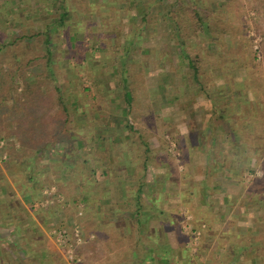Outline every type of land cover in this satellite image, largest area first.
Instances as JSON below:
<instances>
[{
  "label": "crops",
  "instance_id": "obj_1",
  "mask_svg": "<svg viewBox=\"0 0 264 264\" xmlns=\"http://www.w3.org/2000/svg\"><path fill=\"white\" fill-rule=\"evenodd\" d=\"M11 13H8L10 21L13 20ZM124 20L126 25H132ZM144 21L141 19L135 24L140 30L138 34L142 31L141 36L151 23ZM158 21L157 18L152 25ZM77 42L79 39L73 34L67 42L72 43L71 52ZM128 51L124 47L121 58H127ZM152 51L155 49L150 53ZM145 56L149 57L148 53ZM160 56L159 59L164 58V53ZM124 64L113 70L112 75L119 76ZM135 70H130V77L136 73L148 75L140 66ZM160 70L158 67L164 80L165 74ZM168 78L167 83H158L153 89L144 80L132 88L107 83L101 89L96 86L100 100L96 99L97 105H88L94 114L86 116L83 111L79 115L78 129L71 134L72 144L77 147L68 142V149H64L59 160L51 159L55 163L53 169H44L48 181L52 179L48 186L57 187L56 193L45 201L52 198L53 206L60 202L65 204L60 200L63 195L77 207L72 212L74 217L67 214L70 207L25 212L27 202L37 200L30 201L37 196L31 194L33 189L23 192L28 194L24 198L18 195L21 190L14 173L20 169V163L15 160L13 169L4 170V175L0 169V264H67L49 238L51 229L65 224L67 218L80 228V236L74 241L77 264H264V208L260 209L264 205V189H256L252 184L247 186L251 191H248V206L242 205L239 198L245 191L244 188L240 191L241 173L249 169L251 160V165L259 166L263 172L259 183L264 185V157L261 160L256 147L248 144V139L255 140L256 121L249 120L241 126L238 121L237 125L233 123L232 118H219L214 113L204 119L202 116L200 123L192 113L183 122L174 121L168 115L161 117L160 109L167 105L166 95L172 92L171 78ZM127 89L130 96L126 94ZM145 90L153 93L148 95L146 104L140 102ZM238 95L235 101L242 94ZM77 97L75 93L74 100L66 101L73 110L86 107ZM118 98L126 104L124 111L120 103H116ZM170 100L171 97L166 102ZM134 103L138 107L145 106L149 113L151 110L152 118L133 115ZM98 106L112 108L116 118L99 115L95 109ZM141 111L146 115L145 110ZM131 115L134 124L144 132L138 139L140 147L137 145L136 154L128 146L129 133L122 132L133 129L129 128ZM160 122L167 125L168 132L161 130ZM184 123L192 131L185 133ZM114 128L119 129L115 134ZM86 129L92 132L90 137L79 132ZM105 131L112 135L107 133L105 137ZM168 135L177 143L179 157L161 151L160 141L166 144V136L170 141ZM89 140L93 142L88 144ZM25 147H29L28 143ZM46 147L47 150L40 153L43 158L58 154L54 145ZM28 152L23 155L32 154ZM33 152L36 159H40L38 149ZM162 152L169 155L167 166L159 162ZM19 154L23 158L22 151ZM149 154L151 164L150 157L146 158ZM152 169L161 176L151 179ZM85 171L88 176L84 175ZM96 171L100 173L97 176ZM35 184L29 183L34 186L31 188L37 187ZM237 186L238 194L233 195ZM66 187L73 190L72 196L64 190ZM177 209L184 215L180 216Z\"/></svg>",
  "mask_w": 264,
  "mask_h": 264
},
{
  "label": "rangeland",
  "instance_id": "obj_2",
  "mask_svg": "<svg viewBox=\"0 0 264 264\" xmlns=\"http://www.w3.org/2000/svg\"><path fill=\"white\" fill-rule=\"evenodd\" d=\"M66 1L67 6L61 8L58 6L57 2L51 5L48 0H0V31L7 34L4 42L6 44L12 43L13 38H15L17 32L20 30H25V33L28 34V36L30 35L17 44L16 55L3 64L5 72L12 76V78H7V80H14L10 85L13 89L10 91L9 99L0 107V122L3 121L6 123L7 127L10 126L8 125L9 123L14 125L11 126L12 128L9 127L6 130L2 129V132H0V169L3 173L2 175H4V170L9 171L13 169V163H16V161L20 163V169L14 173V180H16L21 190L19 191L17 187L20 193L18 195L24 198V196L28 194H24L23 192L33 189L31 194L37 196H35L36 198H31L32 200L30 201L37 200L30 203L27 202L28 211H25L27 213L59 206L61 208L70 207V211L66 213L69 216H73V210H77V207L70 203L63 195V198H60V200L64 201L65 204H61L59 201L60 203L58 205L55 204L53 206L52 201L54 203V200H52V198H48L45 201V198L53 195V192L56 193L57 187L53 188V186H48L51 184L52 179L48 181L49 176L44 169L48 170L47 167L53 169L55 163L51 162V159L59 160L60 154L65 151L64 149H68V142L70 145L77 147L75 144H72L71 134L78 129L77 123L79 115L83 111H85L86 116L94 114L93 109L88 107V105H97V100H100L99 94L96 92V86L101 89V87L106 86V83L112 85L120 84L119 76H113L112 74L121 64L127 63L126 65L129 67L131 65L130 69L134 70V72L136 68L138 71L139 66L141 69L145 68V71L148 72L147 76L136 73V75L133 76V87L144 80L145 84L147 83L150 89H153L157 87L156 84L158 83H167L169 80L168 76L171 78L172 92L167 93L166 96L167 100L169 97H171L172 100H170V102H166L167 100L165 101L167 105L160 109L161 117L168 115L171 116L174 121L180 119L183 122L185 121L184 119H186L185 117L188 118L189 113H192L200 123L204 117H208V115L213 113V103L199 90L197 82L190 75L191 72L187 65V61L180 57V45L182 41H176L175 34L177 27L174 23L167 20L168 7L173 6L176 8L178 2L181 1L186 8L197 7L201 17H207L208 20H211L217 19V17L219 18L220 14L216 13V9L222 6L224 16L229 18V15H231L233 17V22L237 25L239 33L237 34L238 38L236 41L242 38V44L251 47V50L257 52L261 67L254 69L256 70L254 73L257 74L258 72L262 74L264 80V0H196V2L194 0ZM227 5L230 9L223 8V6L226 7ZM138 7L140 9H137ZM64 9H68V14L62 21L61 14ZM8 10L14 11H11V13ZM8 13L13 14V20H8ZM157 18L159 20L157 24L154 23L152 25L153 21ZM124 19L130 21L129 23L132 25H126ZM141 19L146 22H151L143 32L144 36H141L142 31L141 34H138L140 30L137 25H135ZM47 28H49L51 32L56 30L57 34L61 33V35L53 37L54 39H52L50 46L46 45L44 41L45 37H43V33ZM58 29H60L59 32ZM37 33L41 36H33ZM73 34L77 35L79 42H77V48H74V52H71V45L67 42ZM223 40L226 44V49L231 50V48L234 47L233 34L230 32L225 33ZM197 41L199 42L197 43ZM216 41H208L206 37H202L201 40L195 41L193 38L186 40V44L192 48L206 47L209 51L218 53L219 56H221L220 67H212V62H210V60L202 64L206 72L213 73V80H211V82H206L205 85L208 87L213 83V97L217 101L218 106L227 107L226 112L223 113L226 119L232 118V122L235 121L236 123L238 121L239 125H241L240 123L242 120L245 121V119L247 120L245 122L249 120L254 121L253 119H256L260 121V123H264L263 94L261 95V105H259L252 91H246V72L242 68H233V71H231L233 81L232 89L233 91L239 90V93L242 94L241 98L238 99L239 102L235 101L236 104L233 105V107L232 103L227 106V101L233 97L234 92L225 82L226 77L221 71L223 68L222 61L227 62L225 63V68H228L229 61L233 59L235 55H232L233 51L228 54L224 48H220L216 44ZM116 42H119L118 46H115ZM50 47L53 61L52 64L47 66V58H42V56L46 53V49ZM124 47H127L129 51L126 53L127 58L123 59L121 57ZM75 49L77 50L75 51ZM153 49H155V51L150 53ZM162 52L164 53V58L159 59V54L162 56ZM146 53H148L149 57L145 56ZM75 57L78 58V61L74 59ZM246 59L250 60V57L247 56ZM218 60L217 57L213 58L216 66ZM158 67L161 68L160 72L166 76H164V80H162L163 77L161 78V74L158 73ZM51 70L57 75V82L55 85L52 84L48 78L51 76ZM146 79L148 82H146ZM30 86L36 93L31 101L25 102L29 105L24 106L22 103L27 97L25 90L27 87L30 88ZM53 86L61 89L59 98L62 100V104L59 103V100L56 101L58 95ZM136 88H138V85ZM50 91H53V93ZM143 92L144 91H141V93ZM51 93L53 95H51ZM75 93L80 101L85 102L86 107L73 110L69 102L66 104V101L74 100ZM98 93H100V91H98ZM149 94L153 93L146 92L141 94L140 102L145 103L148 100ZM155 97L159 99L157 95ZM218 97L219 100L223 102H220L217 99ZM224 98L226 100H224ZM116 103H120L119 106H122V111H124L123 109L126 108L125 102L118 98ZM101 106L95 108L96 111L100 112L98 113L99 115H106L107 118L111 116L116 118V113L112 108ZM135 107L133 115L138 116L141 114L145 119L152 118L151 110L149 113L145 106L138 107L137 104H135ZM139 108L143 111L145 110L146 115H144L141 110H138ZM96 114L97 113H95V115ZM98 114L96 116H98ZM133 115L129 117V125L133 129H129V131L122 130V132L124 134H127V132L129 133L128 142L127 140L124 142L130 143L128 146L131 148V151L135 153V150L137 151V145L140 147L138 139L144 132L140 131L138 129L139 127L132 121ZM31 121L34 124L33 126L29 123ZM229 123H231V121H229ZM233 123H231L232 127H234ZM160 125L163 127L161 130L168 132L167 125H163L162 122H160ZM224 125L227 126V124ZM250 125L252 126L253 123ZM184 126L187 127L184 130L185 133L192 131L191 127L185 123ZM118 128L122 129L121 127ZM118 128H114L115 130L111 129V132L113 130V134L117 133L116 130H119ZM219 129L223 130V128ZM79 132H81V135H86L87 137H90L92 133L88 129ZM111 132L104 133L105 137L108 135L107 133ZM2 133H5V136H3ZM2 136L4 138H2ZM168 136L171 142L167 141L169 139L167 136L165 139L166 144H163L164 141H160L162 146L161 151H166V153L170 152L173 157H179L176 151L177 143L173 140L174 138L171 137L172 135ZM95 140L96 139L93 141ZM93 141L89 140L87 143L91 144ZM248 142L249 145L256 144L253 142V139H248ZM26 143H33L32 146L37 145V147L38 143L43 144L42 150L38 149L39 154L43 150H47L46 146L48 144H50V146L54 145L58 154L54 157L48 156L45 158H43L41 154L40 156L38 154L40 159H36L37 157H35L32 150L27 147L24 148V144L26 145ZM256 145L260 148L258 152L260 154L258 156L261 155L262 157L258 158L262 160L264 157V141ZM23 148L29 149L32 154L23 156V158L16 156L15 153L19 155ZM148 157H150L151 164V154L146 155V158ZM169 159V155L167 156L163 154V152L159 156V162L162 166H167ZM252 162L251 160V164ZM173 163H175L174 160ZM251 164L248 170L242 171L241 173V181L243 182H241L242 186H240V188H242L240 191H242L243 188L245 191L243 190L239 198L242 205L246 206H248V197L251 192L247 190L249 184H252L256 189H264V185L259 183V178L261 176L263 178V172L260 170L259 166H252ZM262 165L264 168V160ZM98 172L99 171H96L95 176H97ZM87 173L88 172L85 171L84 175L88 176L89 173ZM99 174L100 173H98V175ZM173 174L175 173L173 172ZM158 176L161 175L152 169L150 178L155 179L158 178ZM31 180L33 182H31ZM29 183L32 185L36 183L35 185H37L38 188H31L34 186L29 185ZM37 183L40 184L38 185ZM64 190L72 196L73 190L68 187ZM199 191L200 190L197 192ZM248 191L250 192L248 193ZM237 194L238 186L235 187L233 191V195ZM64 195L67 196L66 194ZM263 208L264 205L263 207L260 206V209ZM177 210L180 216L184 215L181 209ZM64 223L65 224L59 227L52 228L51 230L53 232H51L49 238L54 246L57 247L55 244L56 234L54 231L67 229L66 232L71 233L70 237L67 238L69 246L74 249V241L77 240L74 229H79L80 236L79 224L70 223L68 218ZM72 228L74 229L72 230ZM61 250L63 249L61 248ZM58 251L60 254L63 252L60 250ZM74 264H77V262Z\"/></svg>",
  "mask_w": 264,
  "mask_h": 264
},
{
  "label": "trees",
  "instance_id": "obj_3",
  "mask_svg": "<svg viewBox=\"0 0 264 264\" xmlns=\"http://www.w3.org/2000/svg\"><path fill=\"white\" fill-rule=\"evenodd\" d=\"M47 1V0H46ZM162 1V0H161ZM196 2V0H194ZM48 2L52 5L54 4V2H57L58 6L61 8H64L65 6H67V1L66 0H48ZM223 8H229V6L227 5L226 7L223 6ZM68 10V9H67ZM67 10L64 9L62 11L61 14V20L63 21L66 17ZM168 12H167V20L169 22H172L176 25L177 30H176V34H175V38L177 42H181V50H180V57L184 60L187 61V65L190 68V72H191V77L197 82V85L199 86V90L204 93V95L211 100V102L213 103V113L218 115L219 118H224V112H226V108L227 107H219L217 104V101L215 100V98L213 97V83H211L210 86H206L205 83L206 82H211V80H213V73L211 72H206L203 67L202 64L206 61L208 62V60H210V62H212V67H220L221 66V56H219L218 53H213L211 51H209L208 49H206V47H196V48H192L191 46L186 44V40H189L190 38H193L194 41L195 40H201L202 37H206L208 41H216V44L220 47V48H224L226 50V52L229 54L230 52L233 51L232 55L234 58L231 59L229 61V66L228 68H225V61H222V74L225 75V82L226 84L232 89L233 88V81H232V73L231 71H233V68H242L245 70L246 72V91L250 90L252 91V93L254 94L255 98L257 99V102L259 105H261V95L264 97V80H263V76L262 74H259L257 72V74L254 73V69H257L259 67H261V63L258 60V56H257V52L254 50H251V47H247L245 46L242 41V38L239 41H236L238 38V28L237 25L233 22V17L231 15H229L228 17L224 16V12H222V6H219L216 9V13L220 14L219 18L217 17V19H211L208 20L207 17H201L197 7H192V8H186L183 2H178V6L175 8L173 6L168 7ZM221 16V17H220ZM61 21V22H62ZM216 22V23H215ZM11 26V25H10ZM50 29L47 28L46 31L43 33L45 37L44 41L46 43L47 46H50L52 39H54L53 37H57L59 35H61V33H56L57 31H49ZM60 31V29H58V32ZM230 32L231 34H233V41H234V47L231 48V50L226 49V44L223 40V36L225 35V33ZM19 34V35H17ZM15 36V38H13V42L10 44H6L4 42V39L6 38L7 34L5 32L0 31V107H2V105H4V102H6L9 97H10V91L13 89L10 87L11 83H13L14 79H11L10 81L7 80V78H12V76H10L9 74H7L5 72V70L3 69V64H5L6 62H8L9 59L13 58L16 55V46L17 44H19L21 41H23V39L28 38V34L25 33V30H20L18 31ZM33 36H41L40 34H34ZM199 41H197L198 43ZM132 43L134 44V42L132 41ZM72 43H70L71 45ZM119 42L115 44V46H118ZM198 45V44H197ZM237 45V46H236ZM76 46V47H75ZM74 48H77V43H75ZM82 48V47H81ZM193 49V50H192ZM77 49H75L76 51ZM44 56V57H43ZM42 56V58H47V66H49L50 64H52L53 61V56H52V50L51 47L46 49V53ZM249 56L250 60H247L246 57ZM217 57L218 60V64L217 66L213 61V58ZM232 58V57H231ZM75 60L78 61V58L75 57ZM127 63L124 64V67L122 68L123 70H121L120 75H119V79H120V84H122V86H124L125 88L129 87L132 88V84H133V77H130L129 74L130 72V67L126 65ZM126 68V69H125ZM218 74V73H217ZM50 75L48 78L50 79L51 83L55 85V83L57 82L56 76L54 71L51 70ZM221 75V73H220ZM118 76V75H116ZM131 79V83L128 82V80ZM43 84V83H40ZM58 98L56 99V101L59 100V103L62 104V100L59 98L61 95V89L57 88L55 86H53ZM27 93V97L26 100L22 103L24 106H27L29 104L25 103V102H29L34 98V95L36 93V91H34L32 89V87L30 86L27 87V89L25 90ZM233 91V89H232ZM53 93V91H50ZM233 97L228 99V105L232 103V107L233 105H235V100H237V96L238 93L240 92L239 90H234L233 91ZM51 93V95H53ZM126 94L128 96H130V92L127 89ZM219 100V97L217 98ZM20 100V99H19ZM224 100H226L224 98ZM220 101V100H219ZM220 102H223L222 100ZM262 102L264 103V100H262ZM262 118V117H261ZM263 119V118H262ZM254 121H256V125H254V132L256 134L255 136V140L254 142L256 144L260 143L262 141H264V123H260V121L253 119ZM245 121H247L245 119ZM242 120V122L240 123L241 126H243L244 124H246V122ZM31 124V126H33V122H29ZM4 123L3 121L0 122V132H2L1 130H6L11 126H14L12 124H8L10 126L7 127V124ZM7 127V128H6ZM12 128V127H11ZM130 128V125H129ZM3 136H5V133L3 134ZM2 136V138H4ZM21 144V143H20ZM36 144V143H35ZM254 145L255 147L257 145ZM23 145V144H21ZM27 145V143H26ZM24 144V148L26 146ZM30 150L32 151H36L37 149H41L43 148V144L38 143V148L37 145H33V143H28ZM22 149V155L24 153V155L29 154L28 150L29 149ZM257 152L260 151L259 146L256 147ZM23 155V156H24ZM20 156V154H19ZM39 193V192H38ZM39 196V194H38ZM39 199V198H38Z\"/></svg>",
  "mask_w": 264,
  "mask_h": 264
},
{
  "label": "built area",
  "instance_id": "obj_4",
  "mask_svg": "<svg viewBox=\"0 0 264 264\" xmlns=\"http://www.w3.org/2000/svg\"><path fill=\"white\" fill-rule=\"evenodd\" d=\"M66 231H67V229L54 231V233L56 234L55 235V237H56L55 244H56L58 250H60L61 252L63 251L62 255L65 257L67 264H74L78 261V259H76L74 249H72V247L69 246V241L67 239L70 237L71 233H67ZM74 232H75V236L79 237V229L75 228ZM61 248L63 250H61Z\"/></svg>",
  "mask_w": 264,
  "mask_h": 264
}]
</instances>
